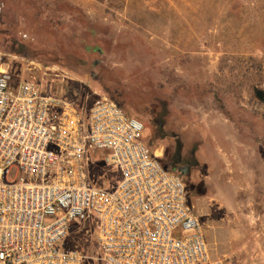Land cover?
Returning <instances> with one entry per match:
<instances>
[{"label":"rangeland","instance_id":"374dc122","mask_svg":"<svg viewBox=\"0 0 264 264\" xmlns=\"http://www.w3.org/2000/svg\"><path fill=\"white\" fill-rule=\"evenodd\" d=\"M0 52L14 84L119 102L149 147L161 116L152 152L188 188L211 256L264 264V0H0ZM100 171L113 189L119 172Z\"/></svg>","mask_w":264,"mask_h":264},{"label":"built area","instance_id":"2783aa9c","mask_svg":"<svg viewBox=\"0 0 264 264\" xmlns=\"http://www.w3.org/2000/svg\"><path fill=\"white\" fill-rule=\"evenodd\" d=\"M144 128L107 97L80 110L14 84L0 52V264H224ZM102 165L120 174L111 190L94 185Z\"/></svg>","mask_w":264,"mask_h":264},{"label":"trees","instance_id":"16d2710c","mask_svg":"<svg viewBox=\"0 0 264 264\" xmlns=\"http://www.w3.org/2000/svg\"><path fill=\"white\" fill-rule=\"evenodd\" d=\"M64 92V91H63ZM68 94H71V92L70 93H68ZM74 103L78 106V108L81 110L82 109V106H83V104H85V99H84V96H82V98H80L79 100H75L74 101ZM118 105H120V103L119 102H116ZM121 106V105H120ZM123 108V107H122ZM124 109V108H123ZM125 111V110H124ZM126 112V111H125ZM162 123H163V121L161 120V116H159V118H158V120L156 121V123H155V125H154V128L153 129H151V130H149V132H150V135H149V140L151 141V150L153 149V146H154V144H155V142H156V140H158V139H162V138H164L165 137V132H164V130L162 129ZM180 148H182V143L179 141V140H177L176 141V144H175V146H174V150L176 151V152H179L180 151ZM193 152H194V149H192V154H193ZM192 160H193V162H194V165L196 166L197 165V161H196V159L193 157L192 158ZM186 191H187V195L189 194V197H190V192H189V190H188V188L186 187ZM189 192V193H188ZM188 197V196H187ZM189 201H190V199H189Z\"/></svg>","mask_w":264,"mask_h":264},{"label":"crops","instance_id":"0c3cea01","mask_svg":"<svg viewBox=\"0 0 264 264\" xmlns=\"http://www.w3.org/2000/svg\"><path fill=\"white\" fill-rule=\"evenodd\" d=\"M90 1H92L93 3H96V4H103V3L107 2V0H90ZM220 198H221L220 199L221 200L220 201L221 207L227 209L228 207H231V203H232L231 199L233 198V192H231V191L227 192V193L225 192V194H223V195L221 193ZM235 203L237 204V202H234V204ZM221 256H222L223 260L225 261L224 264L234 263V261L237 258V254L235 252L224 253ZM226 260H228V261H226Z\"/></svg>","mask_w":264,"mask_h":264},{"label":"water","instance_id":"95a60500","mask_svg":"<svg viewBox=\"0 0 264 264\" xmlns=\"http://www.w3.org/2000/svg\"><path fill=\"white\" fill-rule=\"evenodd\" d=\"M257 95L260 97V96H261V93H260V92H258V93H257Z\"/></svg>","mask_w":264,"mask_h":264}]
</instances>
